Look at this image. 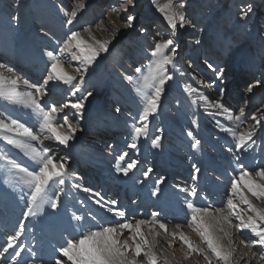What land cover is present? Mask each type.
Wrapping results in <instances>:
<instances>
[{"label": "bare ground", "instance_id": "6f19581e", "mask_svg": "<svg viewBox=\"0 0 264 264\" xmlns=\"http://www.w3.org/2000/svg\"><path fill=\"white\" fill-rule=\"evenodd\" d=\"M7 1L15 6L12 8L9 4L6 6L4 2ZM229 1L244 5L243 12L251 8L247 17L242 15L237 23L230 22L233 24L234 34L230 33L232 29L225 34L224 28L227 14L230 13L232 16L235 14L234 11L227 10ZM80 2L83 3V8L77 12L73 24L67 25L66 21L69 18L67 14L76 9L78 0H0V65H4L0 72H3L6 77H11L12 74L8 73L7 69L12 68L15 76L21 77V90H23L22 81L25 78H28L30 83L31 81L42 83L46 77L50 60L47 57L49 49L45 42L49 43L53 52L58 53L59 48L67 42L72 31L80 32L87 40L88 34L84 32V29L88 28L97 39L103 40L108 39L112 31L109 21H113L115 27L119 29L118 35L109 44V51L101 53L83 74L81 92L73 96L70 94L69 86L60 82H50L46 88L47 94L38 97L41 104L46 107L67 105L62 112L58 113L57 122L62 123L61 117L67 115L69 122L75 128L81 127L84 123L87 126L89 123L95 125L93 126L95 131L87 140L86 145L81 144L83 130L79 128L67 146L51 138L50 133L40 134L43 137V146L50 149L49 155L54 161L63 162L67 169L65 184L55 185L48 193L50 198L59 196L57 209L53 210L50 204H46L36 216L25 217L30 189L2 157L14 160L20 167H26L29 170L35 169L37 165L25 154V150L0 139V226L7 221H10L9 225H13L4 227L2 233L9 238L19 231V225L24 220H28L24 233L17 242L23 247L25 245L26 255L15 257V264H55L57 259L66 261V258L60 256L58 249L65 244L67 239L78 238L83 232L90 229L97 230L99 226L117 223L121 219L133 224L141 219L150 221L153 212L159 213L157 217L159 222L168 226L167 234L159 228L158 224L155 227V231H158L160 235L156 237L155 246L151 248V252L156 255L157 264H207V261L196 253H192L186 259L187 246L178 238L173 239L171 233L183 232L196 247L207 251V245L189 226L191 214L186 207V202L191 201L198 207L211 206L213 209L226 207L227 199L231 195L232 180L238 179L241 171L255 173L264 168V98L262 99L259 94L264 90V59L261 58L264 48L259 49L255 45L259 29L256 21L259 16L256 17V15L259 12L262 14L260 23L264 26V0H183L185 4L183 11L192 25L201 19L203 24L198 25L197 30L194 26L186 25L184 28L178 26L175 34L172 33L164 15L157 10L155 5L154 14H146L143 21L150 24L155 20L160 23L155 25L153 34L155 39L146 35L143 29L139 32L129 31V27L126 28L122 18L119 17L120 13L117 15L111 11L112 7L120 6L124 0H118V4H113L114 6L108 10L97 6V0H80ZM146 2L153 3V0H133L132 6L136 9L144 8ZM157 3L162 6L167 3V0H157ZM210 4L212 7L209 6ZM147 6L150 7V4ZM12 13L14 15L11 16ZM203 14L206 15L205 18ZM249 15L253 16L252 21ZM45 26H49L47 32ZM101 28L107 31H101ZM181 33H183L184 40L182 46L184 45L189 51L188 60L183 65L179 62L183 47L177 42L181 38ZM167 37L171 39L174 37L175 41L173 45L176 50L175 67L168 66L169 74L173 76V79L164 85L165 91L161 96L158 112L149 117L148 136L140 137L135 149H127V151L132 149V153L125 157L121 166L125 167L132 160L137 163L135 168L125 176L122 172L116 171L115 165L117 157L121 155V152H125L121 151L122 148H126V145L132 142V125L138 122L142 104L132 102L135 108L127 112L132 113L133 119L125 116V110L121 107L123 103L117 107L119 111L115 110V113L108 111V105L113 104L108 100L110 94L113 93L126 103L127 99L126 92L116 89L113 82L110 84L107 82L106 70L109 65L106 63L109 57L120 58L122 56L126 61L136 64L134 70L132 69L134 72L136 68L142 71V68L149 65L148 61L152 53L150 50H154L155 43ZM206 43H208L209 53L212 56L210 58L202 52ZM73 51L77 50L73 49ZM199 52H202L204 66L211 64L216 69L224 70L222 79L218 80L217 73L213 70L205 71L197 67L195 61L193 63L192 60L197 57L196 54L199 56ZM255 53L260 57H256ZM217 55H221L222 63L218 64L213 59ZM143 58L147 60L143 62ZM64 59V69L69 74L75 75V68L80 66V61L73 60L70 55H66ZM198 61L199 58L196 62ZM238 65L243 67L244 73H247L245 80H249V87L252 86L253 91L249 93L244 90L241 96L232 98V100L235 99L234 103H227L223 101V92L227 89L224 82L229 80L225 76L227 73H234L232 67H238ZM25 70H29L28 75L20 73ZM37 71L44 72V74L34 77ZM254 72H258V75ZM108 87L110 88L107 89ZM187 87L195 88L197 93H203L209 98L208 101L198 99L197 93L189 96L185 91ZM219 90H221L220 94ZM88 92H91L92 96L84 101L82 113L77 114L76 110L71 108V104L76 103L82 94L86 95ZM217 100L228 109L227 113L211 106ZM169 107H172L175 112L169 111ZM241 108L245 113L249 111L248 116L245 114L246 119L243 124L234 123L227 118L228 114L238 115ZM253 115L260 119V124L251 120ZM0 119L6 122L16 119L38 133L40 118L30 108L22 105L0 100ZM193 121L196 123L193 124ZM253 125H255V136L253 137L255 143L250 142V147L246 145L240 150H237V141L233 136L221 130L223 126L239 133L252 128ZM164 131L167 133L163 136L165 140H161V147L153 148L151 139L155 135H163ZM189 132L192 136L188 135ZM8 135L22 143H31L37 150L41 148V143L29 141L24 136L15 133H8ZM107 139L112 142L110 146L108 143L105 144ZM195 139L201 141L199 149L191 147ZM98 140L102 145H106V149L93 148ZM125 140L127 141L124 143ZM148 155L151 157H147ZM75 156H78L84 164L83 169L79 171H77L78 167L69 164ZM185 157H190L189 161H185ZM146 158L150 160V165L146 164ZM155 161L157 164L154 163ZM159 162L164 165V172H167L169 167H173V170L168 178H165V173L161 174L160 177H164L165 181L160 185L159 193L153 196L152 191L158 179L155 178V171L159 168ZM193 164L200 169L199 173L194 172ZM155 166L156 169H154ZM143 167L153 169L148 179L143 176L145 171ZM181 170L189 172V175L184 173L182 179H178L177 182L174 175L180 174ZM69 173L74 174L75 180L70 178L71 175L68 176ZM193 175L196 179H193ZM73 184H80L91 191L84 192L80 188H73ZM192 188H196L195 197L190 195ZM93 191L96 194H93ZM244 192L253 204L264 208V201L257 200L247 193L246 189ZM235 202L240 209L247 210V206L241 204L239 198H236ZM101 203L105 204V207H100ZM109 207L123 211L125 216L123 218L113 216L107 210ZM248 214L254 215L253 213ZM74 215L81 216L83 220L75 221ZM233 222L239 223L235 218ZM176 225L181 227L177 229ZM141 230L147 237L149 245H152L154 233H149L147 226H142ZM227 230L235 249L234 264H245V262L264 264V260H260L259 255L253 256V253L264 251L259 245L245 248L241 243V236L245 239H257L249 230L245 229L242 233L235 228ZM129 235L125 231L121 241L123 242ZM216 235L219 236L222 233L217 232ZM38 241L43 244L44 248L38 247ZM128 243L132 245L133 242L129 240ZM223 243L227 246L228 241L224 240ZM33 252L36 253L35 256L32 255ZM133 258L134 245L127 253V259ZM136 260L137 264H147V257L143 252ZM0 264H13V255L0 257ZM214 264L217 262L214 261Z\"/></svg>", "mask_w": 264, "mask_h": 264}, {"label": "snow or ice", "instance_id": "6c2138e0", "mask_svg": "<svg viewBox=\"0 0 264 264\" xmlns=\"http://www.w3.org/2000/svg\"><path fill=\"white\" fill-rule=\"evenodd\" d=\"M157 10L164 15L168 26L172 29V33L175 34L177 28H184L186 25H192V22L185 15L183 9L185 4L183 0H179L175 3L174 0H167V3L160 5L157 0H153ZM133 0H124L120 6L112 7L111 11L119 15L121 11L127 13L124 18V26L130 27L135 16L129 13L128 5H132ZM83 3L78 0L75 10H71L67 15V25H72L73 21L77 17V12L83 8ZM251 8L243 12V17H247ZM112 25V31L108 39H97L92 32L85 28L84 32L88 34V39H84L80 32L72 31L71 35L67 38V42L59 48L58 53L49 51L47 57L50 60V67L46 77H44L42 83H30L27 79L22 81L23 90H21V77L15 76L12 68H8L7 72L12 74L11 77H6L3 72H0V100L7 101L11 104L22 105L26 108H30L32 112L40 118L38 125V133L33 131V128L26 127L23 123L16 119H12L10 122H6L4 119H0V139L7 141L8 144L14 145L22 150H25V154L30 157L31 160L37 165L33 170H29L26 167H20L14 160L2 157L7 161V164L14 169L18 178L30 189L29 202L25 217L36 216L46 204H50V207L55 210L58 207L59 196L50 198L48 193L55 185H64L67 175V169L63 162L54 161L53 157L49 155L50 149L43 146V137L40 134L50 133L51 138H54L59 144L67 146L69 141L74 138L76 128L69 122L67 115L61 117L62 123L57 122L58 113L63 111L67 105L57 107L52 105L50 107L43 106L38 97L45 96L46 88L50 82H60L69 86L70 94L75 95L81 92V84L83 83V74L87 72L88 66H90L101 53L109 51V44L119 33V29L115 27L113 21H109ZM101 31H107V29L101 28ZM90 41V42H89ZM175 41L171 38L158 41L154 45V50L151 55L154 57V61L148 67L147 75L143 76V84H136V81L132 76L126 77L129 83L135 86V91L142 101V110L138 117V122L132 125L133 138L132 142L128 145L129 148L135 149L137 147V140L140 137H147L149 131V117L154 116L160 107L161 96L165 91L164 85L167 81L173 79V76L169 74L168 66L175 67V47H173ZM199 43V41H197ZM76 49L77 51H73ZM170 52V54H168ZM79 53V54H78ZM70 55L73 60H79L80 66L75 68V75L69 74L63 67L65 63L64 57ZM214 72L217 73V79L220 80L223 77V69H216L213 65L209 64ZM4 65H0V69H3ZM137 73H141L140 68H136ZM79 77V79H78ZM74 81H76L74 83ZM260 83V82H257ZM185 91L191 96L193 93H197L195 88L187 87ZM253 87L247 88V92L251 93ZM198 99L207 102L208 97L203 93H197ZM90 96L91 92L86 95L82 94L76 103L71 104V108L76 110L77 114H81L84 108V101ZM195 103V101H193ZM213 108H216L222 112L227 113L228 109L219 101H215L211 104ZM119 111V109H117ZM227 118L237 124H243L246 119L245 111L240 109L238 115L228 114ZM251 120L256 124H260V119L257 116H251ZM196 122L193 121V124ZM66 126V127H65ZM221 130L230 133L237 141V150L249 147L255 143L253 137L255 136V125L252 128L243 132L233 131L231 128H224L221 126ZM8 133H15L16 135L24 136L29 141H35L41 143L40 150H37L31 143H22L12 138ZM192 136V133H188ZM251 142V144H250ZM201 141L195 139L191 144L193 149H199ZM151 145L153 148L161 147V137L155 136L151 139ZM231 151V149H229ZM128 153H123L117 157L116 171L122 172L127 176L129 172L135 168L136 161L132 160L127 163L125 167L121 166V162L125 161V157ZM195 173H199L200 169L193 164ZM153 170L148 168L143 172L145 179L150 177V173ZM193 179L196 176L193 175ZM165 181L164 177H160L155 181V187L153 188L152 195L155 196L160 191V185ZM73 188H80L84 192H90L91 190L86 187H82L80 184H73ZM244 189L251 196L255 197L259 201H264V168L250 173L249 171H241L238 179H233L231 183V195L227 199L226 207L211 208V206L198 207L191 201L186 202V207L189 209L191 219L189 226L192 230L197 232L201 240L207 245V251L196 247L183 232H172L173 239H179L187 246L188 251L185 253L187 259L192 253L200 255L207 264H214V261L219 264H234L236 257L234 255V246L230 233L227 229L235 228L238 232H243L247 229L257 239H245L241 236V243L245 248H251L259 245L260 249L264 250V208L257 207L245 194ZM183 190V189H182ZM62 192L63 189L61 188ZM197 194L196 188H192L190 195L195 197ZM236 198H239L241 204L247 206V210L240 209L235 202ZM100 203V201H96ZM115 203L114 201L112 202ZM100 207H105V204H100ZM113 216L123 218L125 213L123 211L115 210L111 207L107 209ZM253 213L254 215H249ZM159 213L153 212L152 219L138 220L135 224L124 221L121 219L117 223L99 226L97 230H88L83 232L78 238H69L65 244L58 249L61 257L66 258V261L57 259L55 264H137L136 258L141 256V253L147 257V264H157V257L151 252V248L155 246L156 237L160 235L158 231H155V227L158 224L160 229H163L167 234V224L159 222L157 217ZM233 218L239 221L238 224L233 222ZM73 219L77 222L83 220L79 215H74ZM142 226H147L149 233H154L152 239L153 244L149 245V241L145 234L142 232ZM227 226V228L225 227ZM181 226L176 225L179 229ZM25 225L21 223L19 225V231L15 232L8 238L7 246L0 252V257H3L4 253H7L9 249L13 250V264H15V257L20 256L24 251L22 245H18L17 242L20 236L23 234ZM127 231L130 235L127 239L121 241V237L124 232ZM222 233V235H216V233ZM138 238V242H137ZM132 240V245L128 243ZM227 240V246L223 241ZM134 245V258L127 259V253L130 247ZM171 246V245H169ZM209 253L211 255H209ZM36 255L35 252L32 253ZM259 255L260 260H264V251L253 253V256ZM247 264V262H245Z\"/></svg>", "mask_w": 264, "mask_h": 264}, {"label": "rangeland", "instance_id": "374dc122", "mask_svg": "<svg viewBox=\"0 0 264 264\" xmlns=\"http://www.w3.org/2000/svg\"><path fill=\"white\" fill-rule=\"evenodd\" d=\"M118 2V0H97V6H99L100 8H104V9H110L111 8V6H114L113 4H118L117 3ZM179 1L178 0H176L175 1V3H178ZM5 3V5L6 6H8V4H9V6L12 8V6H15L14 4H10L9 3V1H7V2H4ZM104 4V5H103ZM150 4V7H148L147 5H149ZM242 4H244L243 2H242ZM146 6V7H145ZM145 6H144V8H138V9H136L135 7L133 8V6L131 5L130 7H128V9H129V13H131V14H133L134 16H135V20H134V22H133V24L128 28L129 29V31H131V32H139L140 30H144L145 31V33H146V35H148V36H150V37H153V34H154V30H155V25H157V24H160L158 21H155V20H153L150 24L149 23H147V22H143L144 21V18H145V16H146V14H148V15H152V14H154V7H155V4L154 3H149V2H146V4H145ZM209 6H211L212 7V4H210ZM228 7H227V10H229L230 12L231 11H234V16H232L230 13H228L227 15L229 16H227L225 19V25H224V28H225V34H227V33H229V31L232 29V31L230 32L231 34H234V29L232 28V25L233 24H231L230 22L231 21H233V23H237L238 22V20H239V17H241L242 15H243V10H244V5H240V3H236L235 1H229V3H228V5H227ZM99 8V9H100ZM136 9V10H135ZM11 16L12 15H14V13H12V14H10ZM124 15V16H123ZM126 15H127V13H124L123 11H121L120 12V15H119V17H121L122 18V21L124 22V18L126 17ZM10 16V17H11ZM192 16V15H191ZM205 14H203V18H205ZM257 16H259V17H257ZM260 16H262V14H260V12L259 13H257V15H256V17H257V19H256V21H257V24L259 25V29H258V31H257V35H256V41H255V45L259 48V49H263L264 48V26H262V24L260 23L261 21V17ZM249 17L251 18V20L250 21H252L253 20V16L252 15H249ZM203 24V21H202V19L200 20V21H197V23L196 24H193L194 25V28L197 30L198 29V25H202ZM52 25V24H51ZM53 26V25H52ZM49 30V26H45V31L47 32ZM246 30H244V32H245ZM180 32H187V31H180ZM53 35V34H52ZM182 36H183V33H181V38H179L178 40H177V42H178V44H179V46H180V44H181V46H182V43H183V38H182ZM56 38V37H55ZM154 39H155V37H153ZM57 39V38H56ZM167 39H168V37H167ZM173 40H174V37H173ZM46 43V46L48 47V52L49 51H52V49L50 48V46H49V43L48 42H45ZM183 48H181V55H179V58H180V64L181 65H183L184 64V62H186L187 60H188V50L184 47V45L182 46ZM192 48V46L190 47V49ZM194 48V47H193ZM1 51V50H0ZM150 52H152L151 50H150ZM202 52H204L206 55H207V57H212L211 55H210V51H209V47H208V43H206V45H204V48L202 49ZM201 52V53H202ZM200 53V52H199ZM199 54V56H198V54H196L197 55V57H195L192 61H193V63H194V61H195V65L197 66V67H200V68H203L205 71L207 70V71H209V70H212L211 68H208V66H204L205 64H204V62L205 61H203L202 60V54ZM1 54V53H0ZM195 55V56H196ZM210 55V56H209ZM255 56L256 57H260L259 56V54H256L255 53ZM226 57H228V55L226 56ZM197 58H199V61L198 62H196L197 61ZM221 55H217L216 57H213V59H215V61L216 62H218V64L221 62ZM261 58L262 59H264V53L262 54V56H261ZM154 57H152V55H151V58H150V61H148L149 62V65H147V66H145L144 68H142V71H141V73H143V75H141V73H136V72H134L133 70H134V65H136V64H134V63H132L131 61H126V59L124 58V57H120V58H115V57H109L108 58V63H106V64H108L107 66H108V69L106 70V72H107V74H106V78H107V82H109V84L110 83H112L113 82V84H114V86L116 87V89H118V90H120L121 92L123 91V92H126V99H127V103L126 102H124V101H122V99L121 98H117V96H115V95H113V93H112V95L110 94V96L108 97V100H109V102L111 101L113 104H109L108 105V111L110 112V113H115V110L117 111V107L119 106V104L121 103H123L122 104V106L121 107H123L124 108V110H125V116H127L128 118H130V119H133V116L131 115L132 113H128L127 111H129V112H131V111H133L132 109H134L135 107H133V105H132V102L133 103H136V104H142V101L140 100V98H139V96L137 95V93H136V91H135V86L136 85H134V84H132V83H129V81L126 79V77H128V76H132L133 78H134V80L136 81V84H140V85H142L143 84V76H145V75H147V70H148V67L152 64V62L154 61ZM207 59V58H206ZM143 60V62H145V60H147L146 58H143L142 59ZM11 63V62H10ZM202 63V64H201ZM222 63V62H221ZM12 64V63H11ZM145 64V63H144ZM143 64V65H144ZM12 66V65H11ZM13 66H14V64H13ZM133 69V70H132ZM235 70V71H234ZM29 70H25L24 72H20V73H22L23 75H28V72ZM232 71L234 72V73H231V74H226V76H225V78L228 80L227 82L225 81L224 83H225V88H227V89H225V92H223V101H225V102H229V103H234L233 101H235V99L234 100H232V98L233 97H238V95L239 96H241L242 95V92L244 91V90H247V88L249 87V80H245V78L247 77V73H244V71H243V67H240L239 65H238V67H232ZM231 71V72H232ZM26 72H27V74H26ZM247 72V71H246ZM244 73V74H243ZM256 75H258V72L256 73V72H254ZM44 74V72L43 73H40V72H38L37 71V74L36 75H34V77L35 76H41V75H43ZM246 74V75H245ZM141 75V76H140ZM25 79H27V80H29L28 78H25ZM31 83H32V81H31ZM234 87V88H233ZM110 87H108L107 89H109ZM124 88V89H123ZM126 89V90H125ZM227 91H229V93L227 92ZM113 92V91H112ZM221 93V90H219V94ZM256 94H258V92H255ZM259 94H261V98L263 97L264 98V90H263V92L262 93H259ZM63 96H65V94L63 95ZM262 98V99H263ZM120 100H121V102H120ZM51 104H54V103H51ZM169 109V111H171V112H175L174 110H173V108L172 107H169L168 108ZM180 111H182L183 112V110L182 109H180ZM128 113V114H127ZM247 116L249 115V111H247L246 113H245ZM129 115V116H128ZM73 120H75L76 121V119H73ZM92 123H89L88 124V126H87V124H81L80 126L81 127H78L79 128V130H83V135L81 136L82 138H81V144L83 145H86V142H88L87 140H89V138H91V136L93 135V133H94V131H95V129H94V127L93 126H95V125H91ZM92 127H91V126ZM96 127H98V126H96ZM78 128L76 127V130L78 131ZM166 131H164V133H163V135H159L160 137H161V140L162 139H164V137L163 136H165L166 135ZM155 136H158V135H155ZM107 137H109V136H107ZM165 140V139H164ZM127 140H125L124 141V143L126 142ZM106 143H108V146H110L111 145V140H109V139H107L106 141H105V144ZM102 145V143L101 142H99V140H98V142H96L95 143V145H93L94 147L93 148H95L96 149V147L99 149V150H103V149H106V145ZM178 144H180V142L178 143ZM129 145V144H128ZM128 145H126V148H122V150L121 151H125L126 153H132V149H130V151H127V149L129 148L128 147ZM111 149V148H110ZM112 150V149H111ZM170 151H172V150H170ZM125 152H121V154H123V153H125ZM147 157H151L150 155H148ZM190 159V157H185V161H189V159ZM147 159V162H146V164L148 165H150V160H148V158H146ZM81 159L80 158H78V156H75L74 157V159L72 160L71 159V162L69 163L71 166H76V167H78V169H77V171H79L80 169H83L82 167H84V164H82L81 163ZM130 161V160H129ZM155 164H157L156 163V161L154 162ZM80 165V166H79ZM173 168V167H172ZM172 168H168L167 169V172H164L163 170H164V165H162V163L161 162H159V168L158 169H156V166H155V168L154 169H156V171H155V178H159L160 176H161V174H163V173H165L166 175H164L165 176V178H168L169 177V175L170 174H172ZM94 169V168H93ZM145 169V171L148 169V167H143V170ZM153 170V169H152ZM177 171H180V170H177ZM72 172V171H71ZM76 172V171H75ZM84 173H86V172H84ZM83 173V174H84ZM184 173H185V175H189V172L188 173H186V172H184L183 170H181V172H180V174H176V175H174V179H177V182H178V179H182V177L184 176ZM71 175V176H70ZM77 175H79V173H77ZM68 176H70V178L72 179H74V174L72 175V174H68ZM75 180V179H74ZM175 184H176V182H175ZM93 194H96V192H94L93 191ZM13 223H14V221H13Z\"/></svg>", "mask_w": 264, "mask_h": 264}]
</instances>
